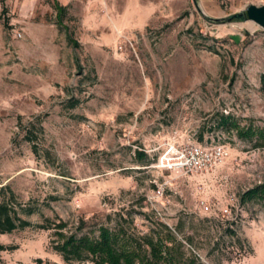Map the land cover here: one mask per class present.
<instances>
[{
  "label": "rangeland",
  "instance_id": "1",
  "mask_svg": "<svg viewBox=\"0 0 264 264\" xmlns=\"http://www.w3.org/2000/svg\"><path fill=\"white\" fill-rule=\"evenodd\" d=\"M57 1L61 24L54 0H0V200L32 224L0 234V264H66L45 218L91 237L163 223L203 264H264V201L241 200L264 183V144L218 125L264 129V29L229 18L264 0ZM186 142L230 155L155 167Z\"/></svg>",
  "mask_w": 264,
  "mask_h": 264
},
{
  "label": "trees",
  "instance_id": "2",
  "mask_svg": "<svg viewBox=\"0 0 264 264\" xmlns=\"http://www.w3.org/2000/svg\"><path fill=\"white\" fill-rule=\"evenodd\" d=\"M54 8L57 11V23L61 24L63 7L54 0ZM235 19L243 18L239 16ZM69 40L72 39L69 37ZM261 82L264 85V74L261 76ZM218 125L226 130L234 129L241 138H252L257 135L261 140L259 144H264V129L254 131L241 128L232 122L231 115H221ZM26 136L27 140L31 141L29 135ZM146 156L145 151H136L138 162H142ZM5 191L6 188L1 189L0 234L31 226L30 221L20 217L10 202L13 193L11 192L7 198ZM252 199L264 201V183L255 185L241 196L242 202ZM19 208L27 215L33 212L31 208L20 205ZM155 224L156 227L145 234L134 233L124 226L111 229L101 225L96 237L67 230L66 222L52 221L48 218L35 226L51 232L50 246L66 264H81L85 261L93 264H203L196 255L185 250L183 243L166 224ZM3 248L4 246L0 244V249Z\"/></svg>",
  "mask_w": 264,
  "mask_h": 264
},
{
  "label": "built area",
  "instance_id": "3",
  "mask_svg": "<svg viewBox=\"0 0 264 264\" xmlns=\"http://www.w3.org/2000/svg\"><path fill=\"white\" fill-rule=\"evenodd\" d=\"M229 155V147L219 142L211 145L167 143L158 155L155 167L177 171L180 175H195L213 171ZM201 207L209 210V205L204 201L201 202Z\"/></svg>",
  "mask_w": 264,
  "mask_h": 264
},
{
  "label": "water",
  "instance_id": "4",
  "mask_svg": "<svg viewBox=\"0 0 264 264\" xmlns=\"http://www.w3.org/2000/svg\"><path fill=\"white\" fill-rule=\"evenodd\" d=\"M241 16L244 21H250L256 24L259 28L264 29V5H248L241 12L231 15L229 18H237Z\"/></svg>",
  "mask_w": 264,
  "mask_h": 264
},
{
  "label": "bare ground",
  "instance_id": "5",
  "mask_svg": "<svg viewBox=\"0 0 264 264\" xmlns=\"http://www.w3.org/2000/svg\"><path fill=\"white\" fill-rule=\"evenodd\" d=\"M250 22V21H249ZM251 23H253V22H251ZM254 24V23H253ZM256 27V26H255ZM263 234V233H262ZM260 242V241H259ZM262 247V246H261ZM260 248V247H259ZM264 250V249H263ZM259 256V255H258ZM262 257V256H261ZM258 258V257H257ZM261 259V258H260ZM263 259H264V257H263ZM260 261V260H259ZM261 262V261H260ZM264 262V261H263Z\"/></svg>",
  "mask_w": 264,
  "mask_h": 264
}]
</instances>
